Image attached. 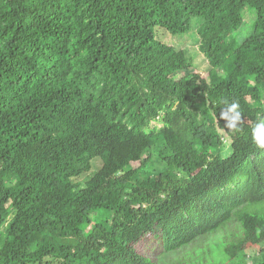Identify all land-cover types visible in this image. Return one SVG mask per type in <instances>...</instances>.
Instances as JSON below:
<instances>
[{"label": "trees", "instance_id": "trees-1", "mask_svg": "<svg viewBox=\"0 0 264 264\" xmlns=\"http://www.w3.org/2000/svg\"><path fill=\"white\" fill-rule=\"evenodd\" d=\"M260 118L264 0H0V264H264Z\"/></svg>", "mask_w": 264, "mask_h": 264}, {"label": "rangeland", "instance_id": "rangeland-1", "mask_svg": "<svg viewBox=\"0 0 264 264\" xmlns=\"http://www.w3.org/2000/svg\"><path fill=\"white\" fill-rule=\"evenodd\" d=\"M192 38H185L183 37L181 40L176 39V44L179 47H188L190 49H192V52H197L199 53V65H197V69L198 71H200L203 75H206L205 73L208 71L209 69V64L207 62V60H205V57L203 56V54L200 53L198 46L195 45L194 43H192ZM139 249L141 252H143V254H146L148 256H150L153 260H159V259H164L166 258L162 253V246H161V242H160V238L159 237H154L152 235H148L146 236L138 245ZM185 253H181L179 255V257L182 259L181 261L186 260L185 258ZM169 259L171 261H176V259L172 258V257H167L166 260ZM237 262H234L233 264H236ZM248 264H252V262L249 260Z\"/></svg>", "mask_w": 264, "mask_h": 264}, {"label": "clouds", "instance_id": "clouds-1", "mask_svg": "<svg viewBox=\"0 0 264 264\" xmlns=\"http://www.w3.org/2000/svg\"><path fill=\"white\" fill-rule=\"evenodd\" d=\"M225 108L220 112V118L226 121V126L235 131H240L237 126L238 122L242 120V115L239 111V104L237 102L229 103L227 100L223 101ZM253 140L259 148H264V118L258 119L253 129Z\"/></svg>", "mask_w": 264, "mask_h": 264}]
</instances>
